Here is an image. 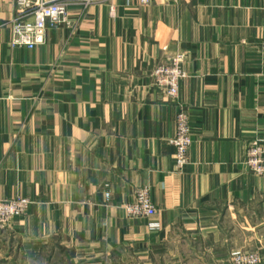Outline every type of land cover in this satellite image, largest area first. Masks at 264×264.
Wrapping results in <instances>:
<instances>
[{"label": "crops", "instance_id": "crops-1", "mask_svg": "<svg viewBox=\"0 0 264 264\" xmlns=\"http://www.w3.org/2000/svg\"><path fill=\"white\" fill-rule=\"evenodd\" d=\"M13 11L0 0V200L31 203L0 228V264H264V177L243 166L264 141V0L76 3L34 49L9 47ZM176 53L172 102L151 71ZM140 187L152 218L121 208Z\"/></svg>", "mask_w": 264, "mask_h": 264}, {"label": "built area", "instance_id": "built-area-1", "mask_svg": "<svg viewBox=\"0 0 264 264\" xmlns=\"http://www.w3.org/2000/svg\"><path fill=\"white\" fill-rule=\"evenodd\" d=\"M92 1L94 0H13V16L8 22L9 47L34 49L43 44L48 27L69 25L68 15L72 5L79 3L85 7ZM140 3L147 5L149 0H140ZM260 49L264 51V41L260 43ZM184 60L183 53H176L167 63L159 64L151 71L153 86L172 102L177 101L179 81L185 77ZM168 142L174 149L176 168L182 169L188 163L192 135L188 116L180 106L175 116V133ZM243 166L252 174L264 177V141H255L247 147ZM108 197L106 192L105 198ZM30 203L27 198L0 200V228L25 214ZM121 208L131 218H152L157 212L147 187L135 189L133 201L123 203ZM151 227L155 228L156 225L152 224ZM231 264H262V259L257 253L237 250L231 254Z\"/></svg>", "mask_w": 264, "mask_h": 264}]
</instances>
